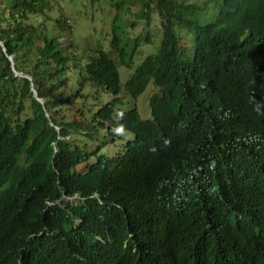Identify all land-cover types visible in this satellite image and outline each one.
<instances>
[{
	"label": "trees",
	"instance_id": "trees-1",
	"mask_svg": "<svg viewBox=\"0 0 264 264\" xmlns=\"http://www.w3.org/2000/svg\"><path fill=\"white\" fill-rule=\"evenodd\" d=\"M88 1L84 52L59 0H0V264H264V0ZM131 3L160 39L122 86Z\"/></svg>",
	"mask_w": 264,
	"mask_h": 264
},
{
	"label": "rangeland",
	"instance_id": "rangeland-1",
	"mask_svg": "<svg viewBox=\"0 0 264 264\" xmlns=\"http://www.w3.org/2000/svg\"><path fill=\"white\" fill-rule=\"evenodd\" d=\"M200 2L201 0H196ZM66 15L70 17L72 25V31L74 36V42L79 47H84L82 50L88 52L91 46L101 44L107 45V41L111 38V21L116 11V8L105 1L99 2L95 6H91L88 0H59ZM132 4V3H131ZM138 11L139 15H136ZM126 20H135V27H129L128 32L131 37L141 36L143 41L139 49H142L141 54H137L135 57V63L131 68L120 67L121 85L125 86L126 81L134 68L148 55L154 48L148 47L149 44L144 41V36L147 31L153 37V40L157 43L160 39L159 21L154 15L152 22L148 25L145 18L141 17V12L138 9V5H130V9L125 13ZM76 79V74L74 75ZM76 84V83H75ZM74 85V81L72 82ZM155 91L154 86H150L145 92H143L138 98L127 95L125 102L123 103L124 109L131 108L137 105V108L143 118H150V105L148 102L149 97ZM101 94H104L101 90ZM74 108V107H71ZM66 111V110H65Z\"/></svg>",
	"mask_w": 264,
	"mask_h": 264
},
{
	"label": "water",
	"instance_id": "water-1",
	"mask_svg": "<svg viewBox=\"0 0 264 264\" xmlns=\"http://www.w3.org/2000/svg\"><path fill=\"white\" fill-rule=\"evenodd\" d=\"M10 59H12V57H10Z\"/></svg>",
	"mask_w": 264,
	"mask_h": 264
}]
</instances>
